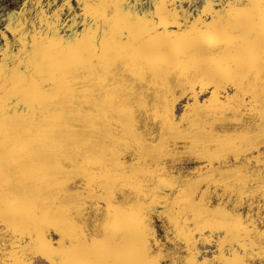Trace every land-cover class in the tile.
I'll use <instances>...</instances> for the list:
<instances>
[{"label": "snow or ice", "instance_id": "snow-or-ice-1", "mask_svg": "<svg viewBox=\"0 0 264 264\" xmlns=\"http://www.w3.org/2000/svg\"><path fill=\"white\" fill-rule=\"evenodd\" d=\"M37 257L264 264V0L0 17V264Z\"/></svg>", "mask_w": 264, "mask_h": 264}, {"label": "rangeland", "instance_id": "rangeland-1", "mask_svg": "<svg viewBox=\"0 0 264 264\" xmlns=\"http://www.w3.org/2000/svg\"><path fill=\"white\" fill-rule=\"evenodd\" d=\"M21 0H0V17L8 15L13 9L20 7ZM24 9L20 10V13H13L16 15L17 21L20 19ZM32 264H49V261L43 257H37Z\"/></svg>", "mask_w": 264, "mask_h": 264}]
</instances>
